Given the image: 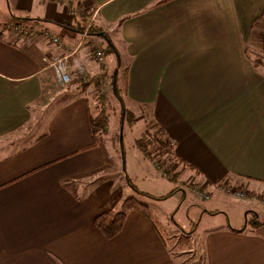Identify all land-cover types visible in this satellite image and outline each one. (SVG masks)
I'll use <instances>...</instances> for the list:
<instances>
[{"label": "crops", "instance_id": "crops-1", "mask_svg": "<svg viewBox=\"0 0 264 264\" xmlns=\"http://www.w3.org/2000/svg\"><path fill=\"white\" fill-rule=\"evenodd\" d=\"M157 1L0 0V264H178L138 212L110 239L95 226L131 194L91 134L94 82L78 86L80 70L111 92L114 79L134 121L162 129L180 174L209 193L189 205L215 223L203 264H264V224L248 221L264 198V0ZM21 17L59 44L5 27ZM60 55L66 87L48 65ZM240 186L250 208L228 201Z\"/></svg>", "mask_w": 264, "mask_h": 264}, {"label": "rangeland", "instance_id": "rangeland-1", "mask_svg": "<svg viewBox=\"0 0 264 264\" xmlns=\"http://www.w3.org/2000/svg\"><path fill=\"white\" fill-rule=\"evenodd\" d=\"M16 19L17 20L15 22L13 21L14 23L8 24L5 27L12 28L15 33L25 37V33L29 32L33 33V35L29 37H35L39 34H43L45 39L49 40L51 43H55L54 39L56 38L58 41L55 44H59V37L53 34H48L46 36V32L43 31L42 28H39V25H42L41 20L36 18L31 19L28 17H21ZM37 24L38 26H36ZM101 44H103V46L107 45V43L103 41L101 42ZM95 47L96 46L92 47V58H94L93 52L95 51V49H97ZM61 56L66 57L68 63L69 55ZM51 61L52 59L48 62L49 66ZM78 75V86L85 88L86 85L91 84L89 77L85 75L83 71L80 70ZM110 78L111 77L109 76V79ZM70 82L71 77L69 83ZM108 82L104 81L103 78L96 79L94 83L92 82L93 85L91 86L92 88L90 89L91 92L89 94L92 95V97L90 98V103L92 105L91 111L93 114H97L98 112V108H93V106L95 105L98 106V98L102 96L103 102L104 98L106 99L105 106H102L104 107L105 114L107 115L106 130L103 132L102 136H100V141L104 142L107 145L108 151L110 152L111 157H113L114 159L113 161L115 163V167L113 168V174L116 178L117 183H123L124 181V175L122 174L123 177H120V174L123 173L122 163H124L123 165L126 175L128 176V178H130L131 182L136 186L138 190H144L152 194L153 196L165 197V199L163 200H155L152 198L140 196L132 190H129V187L125 185V189L129 191L128 194L130 193L131 196L136 198L138 201L148 205L151 210L152 216L156 221L159 222L161 233L165 235L166 241L169 243L168 245L166 244L168 247H170L172 241L170 239H174V241L176 242L181 236L184 237L183 240L181 239L182 241L180 242V244L177 245L180 247V249H175V247L173 250V252L176 253V255H173L175 256L178 264H203V255L201 251L203 250L204 241L207 238V230L211 228V226H213V224L215 223L212 222L210 218L201 219V216L197 215V209H191L189 206L192 203L203 201L199 198L198 200L200 201H196L195 199L197 198L193 197L194 193H196L195 191L198 188L194 185L193 181H191L190 174H180L181 168L179 167V165H176L175 167V164L173 163V157H171L170 153V151H172L171 145L170 147L166 148L168 149L169 153H158L156 151H153L154 154H152L151 156V161H149L147 157L143 155V152L138 149V151L136 149H133L135 140L139 138L145 140L152 138L154 135L158 137L162 136L158 132H156L155 127L147 128L146 126L148 125V123L146 124L143 119H141L142 122L134 121L135 117L133 114L132 120L130 117H126L123 124H120V119L118 118L117 114H119L120 117L121 106L118 98L111 92L108 86ZM69 83L66 85H60L57 82L60 87H66L69 85ZM53 85V89L58 88L56 87V83H54ZM162 139L164 138L162 137ZM155 143L156 142H154V144ZM148 147L149 148L147 149V151L149 152L157 146L149 145ZM131 153H133V157H131ZM142 155L144 156L143 158ZM152 166L154 168H152ZM145 169L149 172V174L145 171ZM121 179L123 181H121ZM230 190L233 191V195H235L236 193H240L241 195L238 197L235 195V198H237V200H233V197L230 196L228 200L229 203L233 205L248 206L246 204L247 202L244 200H247V198H252L251 191L246 190V188H243L242 186L233 187ZM253 198H256L260 202V206L258 207L260 216L257 220L256 213H248V221L250 224H257L258 222L264 224V198L263 196H255ZM201 203L203 205L204 202ZM208 204L209 202H205L204 206L207 207ZM248 208H250V206H248ZM170 218L173 219L170 220ZM231 219L233 220V222H235L236 216L233 215ZM191 229H194V231L191 235H189L188 233ZM189 237L190 239H188ZM186 242L187 245L184 244Z\"/></svg>", "mask_w": 264, "mask_h": 264}, {"label": "trees", "instance_id": "trees-1", "mask_svg": "<svg viewBox=\"0 0 264 264\" xmlns=\"http://www.w3.org/2000/svg\"><path fill=\"white\" fill-rule=\"evenodd\" d=\"M166 1H168V0H159V1H157L156 4L164 3ZM97 30L98 29L93 24H91L90 29H89V34L100 35L103 38V41L107 42V45H106L107 50H110V48H112V44L110 43L108 37H106L104 35V33H99ZM261 48H262V50H264V38H263ZM98 77L99 76L95 77L94 79L92 78L90 80V82L92 83L96 79H99ZM111 88H112V93L114 94V96H116L118 98L120 106H121V113H120V117H119L120 124H123L126 117H130L132 120L133 116L129 111H127L124 108L123 101H122L120 94H119L118 84L116 83V81L114 79L111 82ZM97 102H98V106L97 105L94 106L95 109L98 108L97 114H93V113L89 114L90 131H91L92 136L95 138V140H97L98 137L102 136L103 132L106 130V122H107V115L105 114L104 107H102V106H105L106 99L104 98V102H103V97L100 96L98 98ZM156 132H158L164 139H162V137H158V136L154 135L150 139L144 140L142 138H139V139L135 140L134 147L136 149L140 150L141 152H143L144 153L143 155L145 157H147L149 160H152L151 156H152V154H154L153 151H156L158 153H169L168 149H166V148L170 147V145H169V141L166 140V136H165L164 132L160 128H157ZM154 142H156V143L154 144ZM149 145H151V146L156 145L157 147L152 149V151L148 152L147 149L149 148L148 147ZM170 153L172 154L173 152L170 151ZM122 155H123V153H122ZM123 175H124V179L126 181V184L137 195L144 196L147 198H152L155 200L165 199V197L153 196V195H151L145 191L138 190L136 188V186L131 182L130 178H128L124 169H123ZM194 185L197 188H202L199 186V184H194ZM202 191H203V189H202ZM203 192L206 193L205 191H203ZM172 193H173V191H172ZM207 194L209 195V193H207ZM193 196H195V194ZM195 197L205 199V198H202L201 196H195ZM131 211L138 212V213L142 214L143 216H145L146 218H148L149 221L153 224V226L157 230V232L159 233V235L162 237L163 241L167 245L169 244L166 241L165 235L161 233L159 222L156 221L154 219V217L152 216L151 210L148 207V205L138 201L133 196L125 197L115 209L106 210V211L101 212L98 215H96V217L94 218V224L105 238H108V239L113 238L114 236H116L121 231V229L123 228L125 219L127 217V214ZM171 219H173V218H170V220ZM193 231H194V229H191L188 234L191 235L193 233ZM181 239L183 240L184 237L181 236L179 238V240L176 242L174 241V239H170L172 241H171L170 247H168V248H169V251H171L172 255L174 253L173 250L175 247L180 249V247L177 245L180 244V242L182 241ZM188 239H190V237ZM184 244L187 245V242ZM175 255H176V253H175ZM173 257L175 258V256H173Z\"/></svg>", "mask_w": 264, "mask_h": 264}, {"label": "built area", "instance_id": "built-area-1", "mask_svg": "<svg viewBox=\"0 0 264 264\" xmlns=\"http://www.w3.org/2000/svg\"><path fill=\"white\" fill-rule=\"evenodd\" d=\"M88 30V28H86V31ZM26 37L28 36H32L33 33L29 32V33H25ZM49 33L46 32V36ZM58 40L55 38L54 42L56 43ZM54 43V44H55ZM93 56L94 58L101 62L104 58V51L102 49H95V51L93 52ZM52 70L53 73L55 74V77L57 79V82L60 85H66L69 83L70 81V74H69V69H68V63H67V58L64 56H55L52 58V61L50 62V66H49ZM195 196H201L202 198L207 199L209 197V195L207 193H204L202 191V188H198L196 191ZM237 197L240 196V193H236L235 194Z\"/></svg>", "mask_w": 264, "mask_h": 264}]
</instances>
